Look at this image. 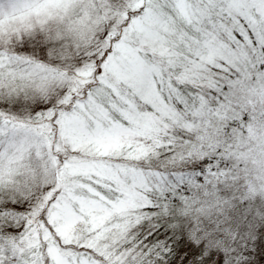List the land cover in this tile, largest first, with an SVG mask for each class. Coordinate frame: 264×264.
I'll return each mask as SVG.
<instances>
[{"label":"snow or ice","instance_id":"snow-or-ice-1","mask_svg":"<svg viewBox=\"0 0 264 264\" xmlns=\"http://www.w3.org/2000/svg\"><path fill=\"white\" fill-rule=\"evenodd\" d=\"M0 264H264V0H0Z\"/></svg>","mask_w":264,"mask_h":264}]
</instances>
